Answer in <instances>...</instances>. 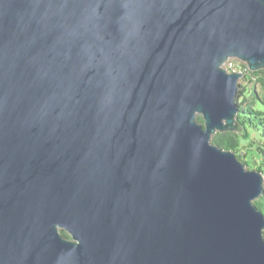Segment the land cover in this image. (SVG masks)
<instances>
[{
	"label": "water",
	"instance_id": "obj_1",
	"mask_svg": "<svg viewBox=\"0 0 264 264\" xmlns=\"http://www.w3.org/2000/svg\"><path fill=\"white\" fill-rule=\"evenodd\" d=\"M233 58L264 0H0V264H264Z\"/></svg>",
	"mask_w": 264,
	"mask_h": 264
},
{
	"label": "trees",
	"instance_id": "obj_2",
	"mask_svg": "<svg viewBox=\"0 0 264 264\" xmlns=\"http://www.w3.org/2000/svg\"><path fill=\"white\" fill-rule=\"evenodd\" d=\"M242 68L245 73H250L255 78V84H258L260 88L258 90L257 87H253L247 90L240 84L241 89L237 97L240 107L238 119L242 124L243 133H217L213 137L212 143L226 150L234 151L237 158L247 166L251 165L246 160L248 155H251L252 160L259 159V166L255 170L264 174V70L248 72L247 65L244 64ZM198 119L203 122L202 117H198ZM242 152L243 155H241ZM255 205L264 212V186L263 194L260 199L255 201ZM62 235L69 237L63 231Z\"/></svg>",
	"mask_w": 264,
	"mask_h": 264
},
{
	"label": "rangeland",
	"instance_id": "obj_3",
	"mask_svg": "<svg viewBox=\"0 0 264 264\" xmlns=\"http://www.w3.org/2000/svg\"><path fill=\"white\" fill-rule=\"evenodd\" d=\"M235 63H238V64H244V65H246L243 61H241V60H239V59H235ZM248 69V68H247ZM248 72H250V70H248ZM255 82H256V80H255V78H253L251 75H246L245 76V78L243 79H241L240 80V84H242L247 90H250L251 88H253V87H257L258 88V90H260V88H259V86H258V84H255ZM198 117H200V116H198ZM244 146H245V144H244ZM241 155H243V152H242V154ZM251 155H248L247 157H246V160L248 161V162H250V166H247V168L248 169H250V170H254V169H256V167H258L259 165V163H260V161H259V159L257 160L256 158L254 159V160H252L251 159V157H250ZM66 233V232H65ZM69 237H71L68 233H66Z\"/></svg>",
	"mask_w": 264,
	"mask_h": 264
},
{
	"label": "built area",
	"instance_id": "obj_4",
	"mask_svg": "<svg viewBox=\"0 0 264 264\" xmlns=\"http://www.w3.org/2000/svg\"><path fill=\"white\" fill-rule=\"evenodd\" d=\"M243 64H238V63H235V58H233V59H230V60H228L227 62H226V64H225V68L229 71V72H239V71H241V72H243L244 74H245V76L246 75H250V73H245L244 71H243Z\"/></svg>",
	"mask_w": 264,
	"mask_h": 264
},
{
	"label": "bare ground",
	"instance_id": "obj_5",
	"mask_svg": "<svg viewBox=\"0 0 264 264\" xmlns=\"http://www.w3.org/2000/svg\"><path fill=\"white\" fill-rule=\"evenodd\" d=\"M236 59V58H235ZM247 65V64H246ZM249 66L247 65V68H248ZM248 70H250L249 68H248ZM251 72V71H250Z\"/></svg>",
	"mask_w": 264,
	"mask_h": 264
}]
</instances>
